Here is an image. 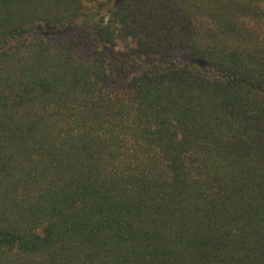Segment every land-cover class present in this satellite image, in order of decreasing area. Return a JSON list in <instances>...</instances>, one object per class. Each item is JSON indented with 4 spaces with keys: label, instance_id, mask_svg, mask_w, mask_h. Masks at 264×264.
Listing matches in <instances>:
<instances>
[{
    "label": "trees",
    "instance_id": "obj_1",
    "mask_svg": "<svg viewBox=\"0 0 264 264\" xmlns=\"http://www.w3.org/2000/svg\"><path fill=\"white\" fill-rule=\"evenodd\" d=\"M0 264H264V0H0Z\"/></svg>",
    "mask_w": 264,
    "mask_h": 264
},
{
    "label": "rangeland",
    "instance_id": "obj_2",
    "mask_svg": "<svg viewBox=\"0 0 264 264\" xmlns=\"http://www.w3.org/2000/svg\"><path fill=\"white\" fill-rule=\"evenodd\" d=\"M68 42L72 44V39H69ZM74 50L76 56L79 58H86L87 54L89 53L87 47L85 46H76Z\"/></svg>",
    "mask_w": 264,
    "mask_h": 264
}]
</instances>
